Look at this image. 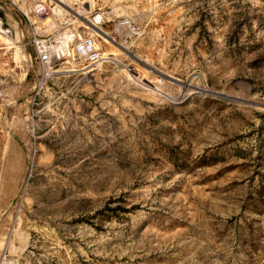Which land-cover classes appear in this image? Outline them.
I'll list each match as a JSON object with an SVG mask.
<instances>
[{
    "label": "rangeland",
    "instance_id": "rangeland-1",
    "mask_svg": "<svg viewBox=\"0 0 264 264\" xmlns=\"http://www.w3.org/2000/svg\"><path fill=\"white\" fill-rule=\"evenodd\" d=\"M34 1L0 0V264H264V0H44L113 36L46 75Z\"/></svg>",
    "mask_w": 264,
    "mask_h": 264
},
{
    "label": "built area",
    "instance_id": "built-area-1",
    "mask_svg": "<svg viewBox=\"0 0 264 264\" xmlns=\"http://www.w3.org/2000/svg\"><path fill=\"white\" fill-rule=\"evenodd\" d=\"M19 13L25 18L31 29V41L34 43L36 51H37V59L39 62V66L41 72L43 74H47L51 71V63L55 59V51L56 47L54 45L61 41L62 48L59 51L62 55H71L76 57L82 63V66H92L100 61L103 57V52L99 46L96 35V31L93 27H99L105 23L107 16L105 12H96L92 14L86 21V28L93 30L95 33H76L70 31V34L66 37H58L55 34H39L36 23L39 20H43V17H49L50 10L48 5L44 2V0H35L31 6L27 7H19L17 6ZM46 18V19H47ZM45 20V19H44ZM117 27L125 28L129 33H134L136 28L131 20L124 18L119 19L115 23ZM57 29L56 31H58ZM11 34L10 27L4 24L2 17L0 16V36H8ZM107 36L112 39L110 34L107 33Z\"/></svg>",
    "mask_w": 264,
    "mask_h": 264
},
{
    "label": "bare ground",
    "instance_id": "bare-ground-1",
    "mask_svg": "<svg viewBox=\"0 0 264 264\" xmlns=\"http://www.w3.org/2000/svg\"><path fill=\"white\" fill-rule=\"evenodd\" d=\"M57 1H59V2H61V4H63V5H65V6H67L62 0H57ZM46 3V2H45ZM58 5V4H57ZM60 5V4H59ZM61 6V5H60ZM70 9V8H69ZM52 11H53V9H52ZM61 11V10H60ZM53 12H55V11H53ZM65 12V11H64ZM73 12H75L77 15H79L78 14V11H73ZM60 17V16H59ZM46 16L45 17H43V19H45L46 20ZM48 19H49V17H48ZM47 21V20H46ZM53 21V20H52ZM68 22V21H67ZM71 22H73L72 20H71ZM46 24H47V22H45ZM69 23V22H68ZM49 24V23H48ZM85 24V23H84ZM51 25H52V23H51ZM85 26H86V24H85ZM48 27H49V25H48ZM51 27V26H50ZM93 29L96 31V33L105 41V42H112V39H110L108 36H107V33H108V30L106 31H104L102 28H99V27H93ZM69 30V29H68ZM64 34V33H63ZM68 35V33H66V36ZM65 36V35H64ZM113 37V36H112ZM62 44V43H61ZM117 44H119V43H117ZM60 45V44H59ZM57 46H58V44L56 43L55 45H54V47H56L57 48ZM58 48H59V46H58ZM60 49V48H59ZM106 54H108V52H105ZM104 53V54H105ZM104 54L102 55V57H109V56H104ZM68 56V55H67ZM72 57V56H71ZM72 59V58H71ZM103 60V59H102ZM102 60H100V61H102ZM104 61V60H103ZM99 62V61H98ZM67 63V62H66ZM88 67V66H87ZM82 68V67H81ZM70 69V68H69ZM74 69V68H73ZM88 69H90V68H88ZM57 69H53L52 71L53 72H55ZM61 70V69H60ZM65 70V69H64ZM75 70V69H74ZM68 71V70H67ZM132 71H134L135 73H138L137 71H138V68H136V67H132Z\"/></svg>",
    "mask_w": 264,
    "mask_h": 264
}]
</instances>
